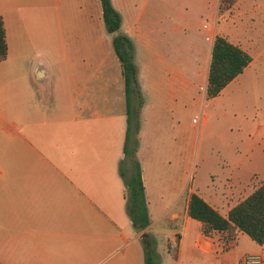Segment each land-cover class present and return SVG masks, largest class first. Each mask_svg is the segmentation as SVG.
<instances>
[{
  "label": "crops",
  "instance_id": "obj_1",
  "mask_svg": "<svg viewBox=\"0 0 264 264\" xmlns=\"http://www.w3.org/2000/svg\"><path fill=\"white\" fill-rule=\"evenodd\" d=\"M199 4L210 10L208 45L202 50L208 74L219 0ZM91 12L99 25V0H0L7 43V57L0 61V132L18 136L15 150L5 146L0 151V264H144L141 238L146 233L156 241L160 264H238L248 251L264 258V243L243 246L238 232L223 249L222 233L204 235L201 222L187 213L194 192L225 216L254 190H248L252 176L261 181L264 171L230 173L222 186L193 188L185 172L180 173L184 153L145 143L142 123L135 156L150 223L141 232L133 228L119 172L126 132L121 63L104 41L90 38ZM133 31L122 29L121 18L112 34L125 33L134 45ZM237 35L225 37L246 51L247 38ZM13 60L30 62L26 73L4 70ZM141 74L137 64L144 98L148 87ZM168 83L164 87L161 79L152 81L153 93L160 96L156 104L145 106L151 108L152 121H163L169 112L175 117L170 101L180 89L175 80ZM59 93L65 98L60 107ZM9 104L16 121L8 120ZM42 111L48 112L47 119L36 127H45V133L32 130L38 138H26L22 128L36 124Z\"/></svg>",
  "mask_w": 264,
  "mask_h": 264
},
{
  "label": "rangeland",
  "instance_id": "obj_2",
  "mask_svg": "<svg viewBox=\"0 0 264 264\" xmlns=\"http://www.w3.org/2000/svg\"><path fill=\"white\" fill-rule=\"evenodd\" d=\"M112 3L121 14L122 29H134L132 37L137 50L135 54L134 48V62L141 66V82L148 87L143 89L144 98L141 93L139 110L140 125H144V135L147 133L145 143L170 153L183 152L180 173L185 172L186 183L193 188L222 186L230 173L247 175L255 170L264 171V0H235L222 10L218 4L212 37L217 34L225 37L227 33L234 38L241 34L247 38L246 52L252 61L237 79L211 99L206 96L207 62L202 54L211 28L209 9L202 7L199 0H112ZM91 15L90 38L104 41L115 56L111 44L114 35L107 32L102 18L98 25L92 12ZM13 61L4 70L26 73L30 62ZM159 79L164 87L170 85L168 80L171 84L175 80L180 92L170 101L171 106L175 105V117L171 118L169 112L163 121L155 122L150 118L151 108L145 106L156 104L160 98L151 85ZM8 81L15 83V78ZM133 98L136 105V96ZM64 99L63 94L57 95L59 107ZM13 111L9 104L6 114L10 122L17 120ZM47 115L48 112L42 111L38 124L32 121L30 127L22 128L26 138H38L37 132L45 133V127L36 126L44 123ZM151 127H156V131L150 130ZM17 139L15 134L0 132V151L5 146L7 150H15ZM125 166L129 175L130 166ZM252 178L254 183L248 190L264 180L256 181V174ZM241 236L243 246L255 244L247 235Z\"/></svg>",
  "mask_w": 264,
  "mask_h": 264
},
{
  "label": "trees",
  "instance_id": "obj_3",
  "mask_svg": "<svg viewBox=\"0 0 264 264\" xmlns=\"http://www.w3.org/2000/svg\"><path fill=\"white\" fill-rule=\"evenodd\" d=\"M99 1L107 32H117L121 26L119 11L112 5L111 0ZM234 1L221 0L219 9L229 8ZM112 44L121 63L126 99V132L123 144L125 159L119 167V172L126 185L124 197L127 213L133 228L137 232H141L150 223L141 168L135 156L138 147L139 110L142 105V96L138 84L137 66L134 62V45L131 38L120 32L113 36ZM6 57L5 29L0 17V61ZM250 61L249 53L239 45L229 42L222 35H215L208 66L207 98L211 99L217 96L223 87L240 74ZM133 96H136V105H134ZM125 165L131 167L129 175H127ZM187 213L191 218L201 222V230L204 235L209 236L214 232L222 233L221 245L223 249L230 246L238 232L246 234L252 241L262 245L264 243V181L232 206L225 216L194 192L189 197ZM141 241L144 264H159L155 239L146 233Z\"/></svg>",
  "mask_w": 264,
  "mask_h": 264
},
{
  "label": "built area",
  "instance_id": "obj_4",
  "mask_svg": "<svg viewBox=\"0 0 264 264\" xmlns=\"http://www.w3.org/2000/svg\"><path fill=\"white\" fill-rule=\"evenodd\" d=\"M238 264H264V258L261 253H245Z\"/></svg>",
  "mask_w": 264,
  "mask_h": 264
}]
</instances>
